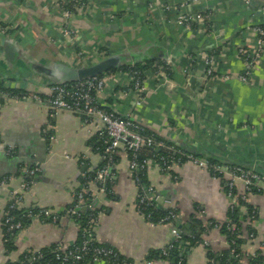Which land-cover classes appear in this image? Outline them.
Instances as JSON below:
<instances>
[{
	"label": "crops",
	"instance_id": "crops-1",
	"mask_svg": "<svg viewBox=\"0 0 264 264\" xmlns=\"http://www.w3.org/2000/svg\"><path fill=\"white\" fill-rule=\"evenodd\" d=\"M56 1L0 0V82L41 98L0 95V264L56 244L73 246L80 228L67 211L82 180L105 162L99 144L103 124L98 119L86 123L79 114L50 107L47 99L53 83L42 70L53 64H92L105 57L103 50L108 55H155L165 49L170 70L143 71L141 104H137L134 81L124 70L106 72L115 81L99 95L101 104L121 115L132 113L133 120L180 149L255 167L264 174V57L247 83L241 78L244 64L237 53L240 47L255 46V26H264V0H185L183 7L177 4L178 9L171 11L166 5L178 0H88L98 10L78 8L69 20L85 34L83 46L88 53L92 52L89 46L101 49L87 59L77 58V49L62 36L66 19L53 7ZM183 10L210 11L214 33L187 29L179 19ZM7 39L15 44L8 55ZM207 55L213 57L212 75L207 74ZM30 166L41 167V172L28 177ZM112 169L117 174L112 190L107 192L103 184L94 187L100 211L95 232L101 243L117 250L129 264H174L170 258L154 255L175 240L176 224L188 237L186 244L181 241L183 264H219L230 248L228 234L221 231L232 203L225 178L193 163L170 171L152 163L145 175L148 185L158 191L161 207L179 212L175 223H160L137 208L139 186L129 153L119 150ZM28 180H33L30 188H22ZM242 188L238 183V191ZM15 192L23 195L20 207L46 208L59 219H29L16 235V249L9 251L3 214ZM246 197L245 211H240L246 219L241 264H249L250 255L264 253V192Z\"/></svg>",
	"mask_w": 264,
	"mask_h": 264
},
{
	"label": "built area",
	"instance_id": "built-area-1",
	"mask_svg": "<svg viewBox=\"0 0 264 264\" xmlns=\"http://www.w3.org/2000/svg\"><path fill=\"white\" fill-rule=\"evenodd\" d=\"M88 0H58L53 4L56 12L66 19V22L61 25L60 32L66 39L68 44L76 48L77 58L87 59L88 56L83 46V40L85 34L81 29L71 25L70 18L74 11L78 8L89 7ZM185 0H178L175 5L173 3L167 4L165 9L171 11L178 9L177 4L183 7ZM179 19L186 26L187 29L198 27L205 32L214 33V24L212 23V13L210 11H199L197 13H191L183 10ZM257 33L256 44L252 48L240 47L237 51L238 55L243 60L244 70L241 73V78L245 82H249L252 78L253 69L258 61L264 57V26H255ZM88 53V52H87ZM102 53L108 52L102 51ZM98 54V53H97ZM99 55V54H98ZM135 64V63H133ZM207 74L212 75L214 72L213 57L207 55ZM153 67L157 72H165L170 70L169 60H159L153 64ZM132 78L135 84V90L139 94L137 104H141L144 97L143 92L145 90L144 73L138 69L125 70ZM168 73L165 75V80ZM110 81V83H109ZM115 81V77L109 74L94 76L85 80L67 81L53 83L50 87L51 96L47 99L50 103V107L55 111H70L79 114L82 119L87 123L93 119H98L103 124V130L101 137L103 142V153L105 156V162L103 166L95 171L94 176H90L82 180L80 189L76 192L75 205L70 208V213L73 216L80 217L82 215L81 209L90 210V214L87 216V227L84 232V240L81 245H75L68 249L63 245H58V252L56 250V257L65 263L69 259H72V263L76 264V261H80L84 258L86 253H92L93 261L90 264H97L98 262H104L102 257H109L117 264H129L130 262L124 261L119 258V254L113 248L107 247H95L94 242L97 239L95 227L100 221V211L97 206L96 199V184H103L104 190H108L107 183L111 185L116 180V172L112 169V164L115 161V157L119 150L131 152L130 157V169L134 175L135 180L139 186V198L137 208L140 212L146 210L148 207H160L161 197L158 191L150 186L142 183L141 173L146 172L152 163H155L163 171H170L177 165H184L185 163H193L195 165L207 168L214 177L225 178L227 193L231 197V211L239 210L245 211L246 208V195L254 192H264V174L257 170L255 167H245L239 164H232L224 161H212L208 157H201L193 153H189L178 148L175 144L158 139L155 135L149 133L148 129L140 125L133 120L132 113L121 115L109 109V107L101 104L99 95L103 91L111 89V82ZM15 97L27 99L35 98L41 99L39 95L21 94L14 95ZM164 152L163 154L161 152ZM8 154H12L11 150L7 151ZM28 177L32 178L41 172V167L30 166L26 168ZM8 179H4L6 182ZM33 180L25 181L22 184V188L29 189ZM238 183L243 184L242 191H238ZM12 201L8 207L15 208L19 206L23 200V195L15 192L12 195ZM30 217H41L43 220L49 219L50 221L57 222L59 216L49 209L41 208L38 213H34L32 210L28 211ZM5 224L8 226L9 231H20L24 227L21 221H16L15 216L11 215L8 211L5 213ZM150 217V215L148 214ZM179 216L177 208H170L167 215L162 217L160 223H175ZM217 226V225H216ZM232 230V228H229ZM173 234L175 240L163 249V253L167 255L171 250L177 248V243L184 239L183 231L174 225ZM254 237V234H251ZM235 240L232 244L235 245ZM235 252L236 249L232 248ZM38 257H41L40 252H37ZM239 256V254H237ZM105 263V262H104ZM106 264V263H105ZM182 264V260L178 262ZM219 264H223L219 262Z\"/></svg>",
	"mask_w": 264,
	"mask_h": 264
},
{
	"label": "trees",
	"instance_id": "trees-1",
	"mask_svg": "<svg viewBox=\"0 0 264 264\" xmlns=\"http://www.w3.org/2000/svg\"><path fill=\"white\" fill-rule=\"evenodd\" d=\"M155 61L156 60H143V61H140V62L135 63V64L129 63V64H126V65H123L120 68H114L111 71H108L107 73L115 72V71H118V70H124L125 71V70H130V69H138L140 71H144V70H147V69L153 67L152 65H153V63ZM107 73H104V74H107ZM104 74H101V76L104 75ZM27 92L29 93V91H27L25 89H14L12 87L5 86L4 83L0 82V95L1 96L5 95V94H10L12 96L21 95V94H24V93H27ZM148 132L153 134L151 131H148ZM153 135H155V134H153ZM156 137L158 139H160L159 136H156ZM103 142H104V139L102 137H100V143L99 144H101V146H100V150L101 151H103V147H104ZM187 152L193 153V154L198 155V156H201V155H199V154H197L196 152H193V151H187ZM128 153H129V155L131 157L132 156L131 152L128 151ZM161 153L163 154L164 152L162 151ZM209 159L212 160V161H216L213 158H209ZM115 160H116V157H115ZM113 164H112V166H113ZM102 166H103V164L100 167L96 168L91 173V175L89 174V176H91V177L94 176L95 171L100 169ZM145 175H146V172L145 173L142 172L140 177L142 179V183L145 184V185H148ZM107 188H108V190L112 189V185L110 183H107ZM226 189H227V186H226ZM75 200H76V196H75V199H74V203L72 204L71 207H73L75 205ZM70 208L68 209L67 213L70 216H72L78 222L79 228H80L79 237H78L77 242L75 243V245H77V244L81 245L83 240H84V232L86 230L87 223H88L87 222V216L90 214V210L81 209L82 215L80 217H77V216L71 215ZM40 209L41 208H34V209L29 208L28 209V208H22L20 206H16L15 208H10V206L9 207L7 206L5 208L4 214H3V221H4V229H5V234H6V236H5V238H6L5 239L6 240V246L9 249V251H13V250L16 249L15 238H16V235H17V233L19 231L18 230L17 231H9L8 226L5 224V216H6L5 213L8 211L11 215L15 216V220L16 221H21L22 225L24 227L28 223L29 219L34 218L33 216L32 217L28 216V213H29L28 211L32 210L36 214V213H38V211ZM169 211H170V208L167 209V208H164V207L160 206V207H148L146 210L145 209L142 210V213H144L146 215L149 214L150 218L152 220H154L156 222H159V220L162 217H164L165 215H167L169 213ZM229 213H230L229 221H227L226 223H224L221 226V231H223L224 233L228 234V238L230 240V248L228 250H226L223 253V255H221L220 262L223 263V264H241V260L240 259H242L243 256H244V253L242 251V249H243L242 248V244L245 241L244 238L242 237V231H243V228L245 227L244 224H245V220L246 219L241 218L240 212H239L238 209L235 210V211H231L230 210ZM228 223L231 224L232 226H234V227H231L232 230L229 229ZM250 227H248L249 230L251 232H253V233H256L255 229L253 227H251V228ZM183 240H184V242L187 241L188 237L184 236ZM233 240H235V242H236L235 245L232 244ZM181 243H183V242H181ZM185 244H186V242H185ZM75 245H73V246H75ZM73 246H71V247H73ZM93 246H95V247L103 246V247H107V248H112L110 246H107L106 244L101 243L98 240V238L94 242ZM183 246H184V243H183V245L182 244H178L177 248L171 250L167 255H165L163 253V251H160L159 253H156V255H154V256L155 257L170 258L173 261L174 264H178V262L181 260L180 257H181L182 254H181L180 251L183 248ZM232 248H235L236 251L233 252ZM56 250L58 252H61V251L58 250V245L57 244L53 245L48 250L41 251L40 252L41 257H38L37 256L38 254H36V253H34V255L33 254H25L22 257H20L17 261H11L8 264H70V263H72V259H69L65 263H62V261L56 257V253H57ZM117 253L119 254V258L120 259L129 262V260L124 258L118 251H117ZM237 254H239V256H237ZM62 255H65V254L62 253ZM102 258H103V260H104V262L106 264H117L115 261H113L109 257H102ZM247 259H249V264H264V253L261 250V251H259L258 254L250 255ZM92 261H93L92 253H86L82 260L76 261V264H90ZM120 264H122V263H120Z\"/></svg>",
	"mask_w": 264,
	"mask_h": 264
},
{
	"label": "water",
	"instance_id": "water-1",
	"mask_svg": "<svg viewBox=\"0 0 264 264\" xmlns=\"http://www.w3.org/2000/svg\"><path fill=\"white\" fill-rule=\"evenodd\" d=\"M14 46L15 44L12 40L7 39L5 41V51L7 55L9 53L12 54ZM128 59L131 63H138L143 59L169 60L167 56V51L163 48H160L157 50V53L155 55H142L135 52L129 54H109L98 62H94L92 64L72 66L67 63H58L53 64L49 68L42 70V72L50 76V81L52 83L85 80L94 76L104 74L114 68H120L123 65L127 64L126 61Z\"/></svg>",
	"mask_w": 264,
	"mask_h": 264
},
{
	"label": "rangeland",
	"instance_id": "rangeland-1",
	"mask_svg": "<svg viewBox=\"0 0 264 264\" xmlns=\"http://www.w3.org/2000/svg\"><path fill=\"white\" fill-rule=\"evenodd\" d=\"M89 6L90 7H92V8H94L96 11L98 10L97 9V5L92 1L90 4H89ZM101 41V40H100ZM102 43H103V41H102ZM104 44V43H103ZM102 46V45H101ZM103 46H106L105 44L103 45ZM94 47H96V49L94 48H92L91 46H89V49H91L92 50V52H90V53H87V52H85V54L88 56V58L89 57H91V56H93V54L96 52V54H97V52L98 51H100L101 49L99 48V46L98 45H96V46H94ZM106 48V47H105ZM86 49V48H85ZM106 50H108V49H106ZM104 51V50H103Z\"/></svg>",
	"mask_w": 264,
	"mask_h": 264
}]
</instances>
